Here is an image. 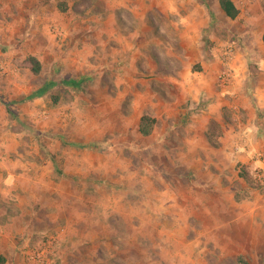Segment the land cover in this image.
<instances>
[{"label": "clouds", "instance_id": "1", "mask_svg": "<svg viewBox=\"0 0 264 264\" xmlns=\"http://www.w3.org/2000/svg\"><path fill=\"white\" fill-rule=\"evenodd\" d=\"M232 9L0 0V264H264V0Z\"/></svg>", "mask_w": 264, "mask_h": 264}, {"label": "trees", "instance_id": "2", "mask_svg": "<svg viewBox=\"0 0 264 264\" xmlns=\"http://www.w3.org/2000/svg\"><path fill=\"white\" fill-rule=\"evenodd\" d=\"M222 11L227 15L234 14V10L232 9V0H222ZM36 68L38 69V65H36Z\"/></svg>", "mask_w": 264, "mask_h": 264}, {"label": "rangeland", "instance_id": "3", "mask_svg": "<svg viewBox=\"0 0 264 264\" xmlns=\"http://www.w3.org/2000/svg\"><path fill=\"white\" fill-rule=\"evenodd\" d=\"M220 264H246V261L241 257H234L226 258L224 261H221Z\"/></svg>", "mask_w": 264, "mask_h": 264}]
</instances>
